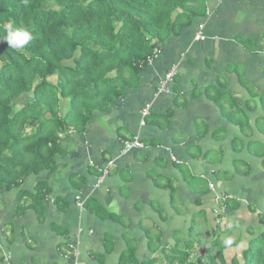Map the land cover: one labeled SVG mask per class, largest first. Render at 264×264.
<instances>
[{
  "label": "crops",
  "instance_id": "crops-1",
  "mask_svg": "<svg viewBox=\"0 0 264 264\" xmlns=\"http://www.w3.org/2000/svg\"><path fill=\"white\" fill-rule=\"evenodd\" d=\"M161 47L116 103L64 136L68 154L54 174L23 184L49 183L41 215H15L16 191L0 193V264H73L79 228V264H120L130 246L147 262L189 241L190 253L205 255L217 238L232 261L264 231V0H210L205 16ZM173 64L172 92L157 95ZM134 136L144 148L122 153ZM77 197L114 218L81 209Z\"/></svg>",
  "mask_w": 264,
  "mask_h": 264
},
{
  "label": "trees",
  "instance_id": "trees-1",
  "mask_svg": "<svg viewBox=\"0 0 264 264\" xmlns=\"http://www.w3.org/2000/svg\"><path fill=\"white\" fill-rule=\"evenodd\" d=\"M208 1L0 0V34L9 22L29 25L33 34L20 51L0 38V193L16 191L15 215L26 209L41 215L49 183L39 180L33 191L23 184L54 174L56 159L68 154L64 136L83 132L95 111L116 103L154 49L205 16ZM28 94L30 101L16 102ZM223 202L233 208L229 198ZM83 206L114 218L88 200ZM193 244L142 263L130 246L120 264H264V231L232 261L218 238L205 255L190 253Z\"/></svg>",
  "mask_w": 264,
  "mask_h": 264
},
{
  "label": "built area",
  "instance_id": "built-area-1",
  "mask_svg": "<svg viewBox=\"0 0 264 264\" xmlns=\"http://www.w3.org/2000/svg\"><path fill=\"white\" fill-rule=\"evenodd\" d=\"M202 30H203V25H201L199 27V31L197 32V35H196V38L198 40H201V41L206 39V37L204 36ZM160 53H161V48H159V47L155 48L154 51H153L152 56H149L147 58L146 63H142L141 66L143 64H145L146 66L153 65L155 60L159 57ZM176 74H177V65L173 64L167 70V72L164 74V76L160 79V82H159V85H158V88H157V93H156L157 95L158 94H164V93L170 94L172 92L171 85L174 82V78H175ZM149 111H150V104H147L145 106V108L143 109V111H142V115L143 116H147L149 114ZM143 148H144V145H143V143L141 142V139L138 136H134V137H132L130 139L123 140V142H122V153H127V152L132 151V150H141ZM172 160L175 161V158H172ZM110 165H112V164H109L107 168H104L102 170L101 175L97 179L96 187H99V186H101L103 184L105 178L108 176ZM209 188H210L211 192L215 191V188H214L213 184H210ZM228 198H230V196L217 194L216 200L219 201L218 203H220V201L221 202L226 201ZM76 202H77V205L81 209L84 208L83 201L81 200L80 197L76 198ZM84 232L85 231H84L83 228H79L78 231H77L78 236L76 237V241L74 243H70L69 244L70 252H71V254L74 257L73 264H79L78 263L79 255H80V253H79V245H80L79 236L82 233H84ZM89 233L92 234L93 231L90 230Z\"/></svg>",
  "mask_w": 264,
  "mask_h": 264
},
{
  "label": "clouds",
  "instance_id": "clouds-1",
  "mask_svg": "<svg viewBox=\"0 0 264 264\" xmlns=\"http://www.w3.org/2000/svg\"><path fill=\"white\" fill-rule=\"evenodd\" d=\"M0 38L8 43L10 49L20 51L33 39L32 28L29 25L17 27L13 22H9L4 26Z\"/></svg>",
  "mask_w": 264,
  "mask_h": 264
},
{
  "label": "rangeland",
  "instance_id": "rangeland-1",
  "mask_svg": "<svg viewBox=\"0 0 264 264\" xmlns=\"http://www.w3.org/2000/svg\"><path fill=\"white\" fill-rule=\"evenodd\" d=\"M32 99V96L30 95V94H28V95H25V96H22L21 98H18L17 100H16V102L19 104V105H21V104H23V103H25V102H27V101H30ZM65 110V109H64ZM259 228L260 229H262V226H259ZM194 234H195V230H194V232H193ZM260 233V232H259ZM199 236H194V238H198ZM193 238V239H194ZM169 253H171V250H169L168 251ZM167 252V253H168ZM168 253V254H169Z\"/></svg>",
  "mask_w": 264,
  "mask_h": 264
}]
</instances>
